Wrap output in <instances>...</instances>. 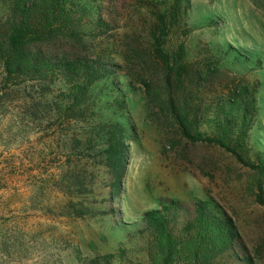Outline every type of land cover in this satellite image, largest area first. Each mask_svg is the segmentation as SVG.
Masks as SVG:
<instances>
[{
  "label": "rangeland",
  "instance_id": "1",
  "mask_svg": "<svg viewBox=\"0 0 264 264\" xmlns=\"http://www.w3.org/2000/svg\"><path fill=\"white\" fill-rule=\"evenodd\" d=\"M100 1L113 30L87 37L88 52L114 64L115 75L93 86L90 116L67 120L53 114L65 78L6 86L0 71V264H85L87 257L117 246L126 249L125 264H147L145 235L120 237L117 224L134 221L161 197L189 203L207 196L232 217L250 255L264 264V205L254 199L253 171L217 146L189 143L165 131L135 80L139 65L127 51L126 34H143L153 11L167 9L172 0ZM184 4L185 21L194 28L186 40L190 56L205 43H230L249 53V60L233 64L228 57L224 65L262 83L253 132L254 146L261 147L264 0ZM111 123L119 124L124 136L120 176L107 168L100 152Z\"/></svg>",
  "mask_w": 264,
  "mask_h": 264
},
{
  "label": "trees",
  "instance_id": "2",
  "mask_svg": "<svg viewBox=\"0 0 264 264\" xmlns=\"http://www.w3.org/2000/svg\"><path fill=\"white\" fill-rule=\"evenodd\" d=\"M100 4V0H0L4 85L65 78L68 84L53 103V114L67 120L86 116L93 86L115 75L114 64L88 52L87 37L113 30ZM186 13L184 0H172L167 9L153 11L154 19L147 21L143 34H126L127 51L139 65L135 80L165 131L189 143L217 146L252 170L254 199L264 205V145L256 148L253 143L262 83L224 65L228 57L233 64L250 59L249 53L230 43L224 47L205 43L190 56L186 40L194 28L186 23ZM254 61L261 66L260 57ZM119 100L115 99L118 105ZM122 137V127L111 123L100 140L103 163L116 176L126 159ZM156 203L114 229L120 237L145 235L147 264H257L232 217L210 196L189 203L161 197ZM85 260L125 264L128 255L117 246Z\"/></svg>",
  "mask_w": 264,
  "mask_h": 264
}]
</instances>
